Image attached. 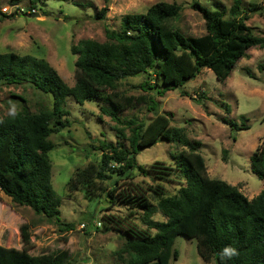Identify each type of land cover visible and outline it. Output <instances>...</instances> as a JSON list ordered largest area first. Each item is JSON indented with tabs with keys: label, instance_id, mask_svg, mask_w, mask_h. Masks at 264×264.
<instances>
[{
	"label": "trees",
	"instance_id": "16d2710c",
	"mask_svg": "<svg viewBox=\"0 0 264 264\" xmlns=\"http://www.w3.org/2000/svg\"><path fill=\"white\" fill-rule=\"evenodd\" d=\"M30 1L33 9L43 2ZM242 3L235 0L229 16L226 10L211 11L195 3L193 9L202 15L206 26V34L201 37L187 36L172 24L182 11L177 4L160 2L144 14L126 15L120 31H106V42L88 39L72 46L78 56L74 86H69L44 59L0 54V84L28 83L53 100L52 109L37 113L23 110L0 119V191L14 204L72 228L61 220L62 199L52 184L50 152L55 146L49 139L66 128L62 119L69 114L68 98L80 105L100 101L104 104L101 112L120 125L115 127L118 142L103 141L98 149L101 163L77 171L69 180V189L87 188L89 196L94 197L97 187L106 180L118 177L117 186L119 181L131 178L136 168L141 176L152 179L154 185L148 189L130 183L120 192L110 190L109 203L126 207V214L104 215L98 223L125 239L122 254L128 258L124 264L178 261L180 255L174 246L180 235L197 240L200 257L207 263L264 264V189L249 200L238 186L212 179L200 153L201 143L184 140L182 133L171 126L172 115L157 114L147 125L124 122L119 115L139 104L135 97L119 91L121 80L146 75L148 82L142 88L163 96L195 79L204 69L225 82L238 60L253 48L264 49V38L257 37L247 24L248 18L242 16ZM257 9L255 4L249 7V11ZM106 12L104 8L97 18L104 19ZM157 107L152 100L150 110ZM123 124L131 131L129 138ZM159 141H182L185 149L176 159V168L162 161L149 168L138 166L139 151ZM251 168L264 180V141L251 157ZM176 172L184 177L186 185L176 195L166 196L163 183ZM153 197L158 201L156 206ZM157 212L166 221L153 220ZM22 234L24 249L0 245V264H69L65 251L47 256L29 254V234L25 229ZM225 248L234 249L235 255L223 256Z\"/></svg>",
	"mask_w": 264,
	"mask_h": 264
},
{
	"label": "rangeland",
	"instance_id": "374dc122",
	"mask_svg": "<svg viewBox=\"0 0 264 264\" xmlns=\"http://www.w3.org/2000/svg\"><path fill=\"white\" fill-rule=\"evenodd\" d=\"M160 2L180 5V16L172 24L187 36L201 37L206 34L205 21L193 5L199 3L211 11L226 10L229 16L235 0H43L35 9L30 0H0V54L44 59L69 86H74L78 56L71 50L73 45L88 39L104 43L106 31H120L126 15L144 14ZM242 2V16L248 18V26L257 37L264 38V0ZM251 4L258 9L249 11ZM104 8L106 17L97 18ZM145 82L146 75L119 81V91L139 101L119 114L124 122L147 125L157 114L172 115L171 126L182 133L184 140L201 143L200 153L212 179L238 186L248 199L264 189V180L251 168V157L264 141V49L253 48L247 57L238 60L225 82L204 69L195 79L163 96L142 88ZM152 100L158 103L155 111L150 110ZM52 101L28 83L0 84V119L23 110L37 113L52 109ZM102 106L100 101L80 105L68 98L69 114L62 119L66 128L49 139L55 146L50 152L52 184L62 199L61 220L72 228L14 204L0 191L1 246L24 249L25 229L29 234L27 250L33 256L65 251L69 253V264H124L128 258L122 254L125 239L113 230L100 228L98 223L104 215L126 214V207L109 203L110 190L120 192L130 183L148 189L154 185L152 179L141 176L136 168L131 178L119 181L117 186L118 177L106 180L97 187L94 197L89 196L87 188L74 192L69 189V180L77 171L101 163L102 152L98 149L103 141L118 142L115 127L120 125L101 112ZM121 127L129 138L128 126ZM242 127L246 129L240 130ZM180 142L159 141L140 150L136 156L138 166L149 168L162 161L176 168V159L185 149ZM123 143L130 148L129 141ZM163 184L166 196H174L186 182L176 172ZM152 203L156 206L158 201L153 197ZM153 220L166 221L160 212ZM197 244V240L180 235L174 246L179 260L170 264H216L200 257Z\"/></svg>",
	"mask_w": 264,
	"mask_h": 264
},
{
	"label": "clouds",
	"instance_id": "9594fccd",
	"mask_svg": "<svg viewBox=\"0 0 264 264\" xmlns=\"http://www.w3.org/2000/svg\"><path fill=\"white\" fill-rule=\"evenodd\" d=\"M235 255V250L234 249H231V248H225L224 251H223V256H226V257H231Z\"/></svg>",
	"mask_w": 264,
	"mask_h": 264
},
{
	"label": "crops",
	"instance_id": "0c3cea01",
	"mask_svg": "<svg viewBox=\"0 0 264 264\" xmlns=\"http://www.w3.org/2000/svg\"><path fill=\"white\" fill-rule=\"evenodd\" d=\"M260 193H261V192H260ZM260 193H259V194H260ZM259 194H258V195H259ZM258 195H257V196H258ZM257 196H256V197H257ZM254 198H255V197H254ZM254 198L252 197V198H250L249 200H252V199H254Z\"/></svg>",
	"mask_w": 264,
	"mask_h": 264
}]
</instances>
